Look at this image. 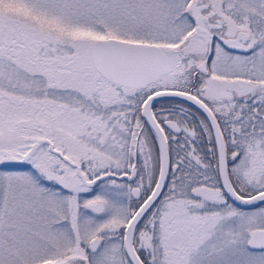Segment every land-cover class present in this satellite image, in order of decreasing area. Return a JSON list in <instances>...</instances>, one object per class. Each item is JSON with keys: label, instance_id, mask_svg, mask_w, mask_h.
Listing matches in <instances>:
<instances>
[{"label": "rangeland", "instance_id": "obj_1", "mask_svg": "<svg viewBox=\"0 0 264 264\" xmlns=\"http://www.w3.org/2000/svg\"><path fill=\"white\" fill-rule=\"evenodd\" d=\"M178 3L0 0V264L88 263L87 257L92 264H131L124 234L137 205H132L129 181L86 187L71 167L52 157L49 144L66 153L81 147L89 180L109 168L113 175H128L126 147L115 145L110 162L96 155V115L86 98L95 89L96 75L86 52L94 40L109 36L155 39L151 30L175 26ZM234 4L244 13L246 30L256 29L257 91L264 92V0ZM59 62L75 74L58 76L49 69ZM49 98L56 99L53 109H48ZM85 119L89 125L82 129ZM104 125L107 130L110 124ZM259 127L264 153V121ZM149 153L156 154L152 148ZM256 168L259 192L264 190V154ZM172 188L162 202L166 205H160L163 220L157 217L153 236L140 232L136 237L149 264H264V250L249 247L251 235L264 229V206L176 205ZM221 196L197 194L194 200ZM98 235L105 241L92 254L88 246Z\"/></svg>", "mask_w": 264, "mask_h": 264}, {"label": "flooded vegetation", "instance_id": "obj_2", "mask_svg": "<svg viewBox=\"0 0 264 264\" xmlns=\"http://www.w3.org/2000/svg\"><path fill=\"white\" fill-rule=\"evenodd\" d=\"M176 7L175 26L168 27L167 32L151 30L155 39L126 40L158 47L162 51L161 56L166 57L171 69L160 78L145 82L142 74H134L122 75L120 81L110 79L95 65L91 47L86 52L96 75L95 89L86 97L96 115L93 124L96 155L110 162L114 159L115 145L120 149L126 147L125 154L130 162L128 175H113L109 168L90 178L104 177L97 185L87 186L79 171L89 180L81 147L66 153L56 148L53 142L49 144L52 157L71 167L70 172L76 174L86 187L95 188L106 181L123 178L129 181L131 189L139 187L142 196L133 198L132 205L139 206L132 207L131 220L154 191L160 175L158 138L144 116L145 107L151 109L167 140L169 177L162 195L140 223L136 237L140 232L153 236L157 217L163 220L158 212L160 205H166L162 202L171 185L179 200L176 205H232L242 209L225 192L219 147L210 117L185 98L163 97L151 103L155 95L170 91L183 93L202 101L212 111L225 143L230 179L235 190L246 198L257 193L254 184L257 181L256 167L264 154L259 136V122L264 121V92L257 91L258 45L252 41L256 29L253 33L246 30L244 13L236 7L234 0H179ZM108 38L113 37L101 39ZM49 69L58 76L75 74L74 69L64 62ZM46 84L48 88H54L53 83L46 81ZM61 91L57 88L56 92ZM54 102L55 98H49L48 109H53ZM83 103L86 99L80 105ZM86 108L80 107L85 113ZM105 123L110 124L107 130ZM88 125L85 119L81 128ZM151 148L156 153L154 156L149 153ZM89 172L93 173L94 169ZM64 173L69 174V171ZM214 192H220L221 198H208L205 202L194 200L197 194L207 198ZM136 248L144 263L149 264L147 256ZM87 260L88 263L84 259L83 262L63 264H92L89 257Z\"/></svg>", "mask_w": 264, "mask_h": 264}, {"label": "water", "instance_id": "obj_3", "mask_svg": "<svg viewBox=\"0 0 264 264\" xmlns=\"http://www.w3.org/2000/svg\"><path fill=\"white\" fill-rule=\"evenodd\" d=\"M91 51L93 55V60L95 65L102 70V74L113 80L122 79V75H134L142 74L145 77V82L154 81L160 78L161 75L169 72L171 69L168 65L167 59L162 58V51L158 47L148 46L143 43H134L126 40L109 38V39H99L91 43ZM160 54V55H159ZM109 68V69H108ZM163 97L171 98H185L197 106H199L211 119L216 133V139L219 147L220 155V174L221 179L225 188V192L229 199L235 203L238 207L242 209L255 208L259 204H264V190L256 193L250 197H244L240 195L234 188L232 180L230 179L228 165H227V152L223 137L220 130L218 129V124L212 113V111L205 106L202 101L194 98L193 96H188L183 93L178 92H164L155 95L151 99V103L161 99ZM150 108V107H149ZM144 116L147 117L151 127L157 135L161 154V169L158 182L152 194L149 198L142 203L139 209L136 211L129 224L126 226L125 236H124V249L132 264H145L141 256L138 255L136 249L135 237L137 229L140 223L147 216V213L151 211L155 203L158 201L162 195L168 181L169 177V149L166 137L162 132L157 120L155 119L151 109L145 107ZM80 171V175L84 178L85 184L87 186H95L104 177H99L93 180H87L84 174ZM141 189L139 187H133L131 189V194L133 198H141ZM249 247L252 250H264V229L256 230L249 238ZM104 243L103 236H96L92 239L89 244V250L95 253L99 250L101 245Z\"/></svg>", "mask_w": 264, "mask_h": 264}, {"label": "trees", "instance_id": "obj_4", "mask_svg": "<svg viewBox=\"0 0 264 264\" xmlns=\"http://www.w3.org/2000/svg\"><path fill=\"white\" fill-rule=\"evenodd\" d=\"M260 206H263V205H260ZM137 207H138V205H137ZM136 241H137V238H136ZM126 257H127V255H126ZM129 260V259H128Z\"/></svg>", "mask_w": 264, "mask_h": 264}]
</instances>
